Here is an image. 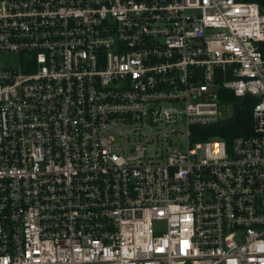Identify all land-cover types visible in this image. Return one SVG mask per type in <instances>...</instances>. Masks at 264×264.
Here are the masks:
<instances>
[{"label":"built area","instance_id":"obj_1","mask_svg":"<svg viewBox=\"0 0 264 264\" xmlns=\"http://www.w3.org/2000/svg\"><path fill=\"white\" fill-rule=\"evenodd\" d=\"M0 264H264V0H0Z\"/></svg>","mask_w":264,"mask_h":264},{"label":"trees","instance_id":"obj_2","mask_svg":"<svg viewBox=\"0 0 264 264\" xmlns=\"http://www.w3.org/2000/svg\"><path fill=\"white\" fill-rule=\"evenodd\" d=\"M226 96L224 102L232 105V116L218 122L216 125L198 128L202 134L193 137L194 141L218 139L225 141L229 145L232 139L238 136H246L251 133V112L255 101L248 97L240 100L230 94Z\"/></svg>","mask_w":264,"mask_h":264},{"label":"rangeland","instance_id":"obj_3","mask_svg":"<svg viewBox=\"0 0 264 264\" xmlns=\"http://www.w3.org/2000/svg\"><path fill=\"white\" fill-rule=\"evenodd\" d=\"M226 114H229V111ZM135 126L139 127L141 133H143L145 135H150L152 132H154V129H149L148 127H146L144 125L137 124ZM128 130H129V128L125 127V126H118L117 127V131L124 132L125 134H129ZM176 146H181L182 148H186V146H187L186 141H181V144L177 143Z\"/></svg>","mask_w":264,"mask_h":264}]
</instances>
